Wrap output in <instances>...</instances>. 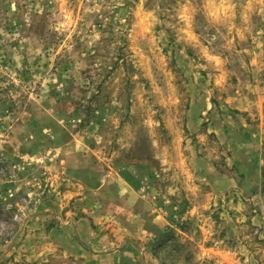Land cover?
Here are the masks:
<instances>
[{
  "label": "rangeland",
  "instance_id": "1",
  "mask_svg": "<svg viewBox=\"0 0 264 264\" xmlns=\"http://www.w3.org/2000/svg\"><path fill=\"white\" fill-rule=\"evenodd\" d=\"M132 263L264 264V0H0V264Z\"/></svg>",
  "mask_w": 264,
  "mask_h": 264
},
{
  "label": "crops",
  "instance_id": "2",
  "mask_svg": "<svg viewBox=\"0 0 264 264\" xmlns=\"http://www.w3.org/2000/svg\"><path fill=\"white\" fill-rule=\"evenodd\" d=\"M194 165L196 167L195 179L197 177H199V180H202L203 179L202 181H204L206 183H210V184H214V181L216 180V183L214 184V187H216V188L217 187H220V186L221 187H226V185H229L231 183L230 180H227L228 178L223 177V176H220V175L216 174L213 170H210L209 169V166L207 164H206V166H204V162L201 159L200 160L199 159L198 160H195ZM202 167L203 168L206 167V170L208 169L210 171V173H208V175L206 174L205 177H202L201 176L202 174L200 173V169ZM229 187H231V186H229ZM226 190H228V187L225 188L224 191H226ZM213 194L217 195L218 193H214V190H212V195ZM137 197H138L137 199L135 198L136 201H134L133 208L131 206L132 210H130V212H131L130 215H136L137 212H138V211H136V209H139L138 206L143 205V203H144L143 200H141L142 198L139 195ZM137 201H138V203H137ZM120 204H123L124 207L127 206V204L125 202H123V200H121V203ZM122 209L121 210L123 212H127V209L126 208H122ZM150 221H151V223L153 222L154 233H157V232H159L161 230H164L166 228V225L164 224L165 223L164 218H157L155 220L153 218ZM88 226H89V223H88V221L86 219H79L77 221V227H78V229H80V231L84 235H88L89 234L88 233ZM131 232L134 233V234H136V235H138L137 237H142L143 236V229L141 230L140 228H134V229H131ZM145 234H147V232ZM84 240L86 241V243H88V244L90 243V245H92L94 247H96V246L101 247V245L107 244V240L106 239H104V238H102V239L99 238L98 239V238H95L94 236H91V238L90 237H88V238L87 237L86 238L84 237ZM118 252L121 253V254L120 255H117V257H115L114 259H117V260L123 259V257H122L123 255H127L129 257H132V259H133V251L131 249H128V248L122 249V250L120 249V250H118ZM99 257L100 258L98 260L102 262V261H104V259H109L110 256L108 254H106V253H103V254L99 255ZM130 261H131V259H130ZM135 264H137V263H135Z\"/></svg>",
  "mask_w": 264,
  "mask_h": 264
}]
</instances>
